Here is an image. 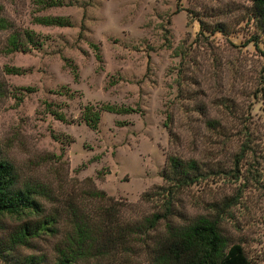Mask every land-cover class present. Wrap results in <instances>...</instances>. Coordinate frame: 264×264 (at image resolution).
<instances>
[{
    "label": "rangeland",
    "instance_id": "obj_1",
    "mask_svg": "<svg viewBox=\"0 0 264 264\" xmlns=\"http://www.w3.org/2000/svg\"><path fill=\"white\" fill-rule=\"evenodd\" d=\"M38 1L0 0L10 25L0 32V154L20 185L46 188L39 202L58 233L18 254L55 264L71 213L92 220L108 206L88 197L93 190L118 204L122 225L162 211L142 196L163 185L173 155L204 174L178 196L183 217L173 222L215 215L219 205L223 234L251 264H264V41L252 1L61 0L51 8ZM42 17L72 26H43ZM24 31L42 46L6 53L9 35ZM87 105L132 112H103L92 131L80 119ZM18 225L6 218L0 240ZM88 262L150 264L141 250Z\"/></svg>",
    "mask_w": 264,
    "mask_h": 264
},
{
    "label": "trees",
    "instance_id": "obj_2",
    "mask_svg": "<svg viewBox=\"0 0 264 264\" xmlns=\"http://www.w3.org/2000/svg\"><path fill=\"white\" fill-rule=\"evenodd\" d=\"M252 1V17L264 41V0ZM43 8L61 6V0H40ZM36 22L43 26L71 27L68 18L42 17ZM10 29L9 22L2 16L0 6V32ZM28 46L40 48L42 41L33 32L12 33L6 40V53L28 50ZM101 61L99 48L92 46ZM8 74L19 75L21 71L7 69ZM130 114V108L101 105L99 108L87 105L81 110V121L92 131H97L101 114ZM65 122L62 114H54ZM163 185L145 193L142 200L158 202L162 211L134 224L122 225L118 221V204L104 192L93 190L88 197L108 206L97 209L92 220L77 212L71 213V231L56 247L55 264H92L89 260L102 257L125 255L137 250L149 257L150 264H251L243 248L231 244L221 228L222 210L219 205L212 206L215 215L199 216L185 224L173 222L182 214L175 210L178 196L186 189L204 179L202 168L196 161H185L177 156H168L160 174ZM14 166L0 154V230L6 218L16 219L19 225L5 240H0V260L4 264H42L43 259L36 256H21L20 248H31L32 240L44 235H56L58 229L54 216L45 213L39 199L47 196L41 185H20ZM164 223L158 234V226ZM99 237V239L97 238Z\"/></svg>",
    "mask_w": 264,
    "mask_h": 264
}]
</instances>
